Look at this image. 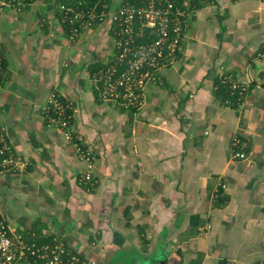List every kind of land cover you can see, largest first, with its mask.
Returning <instances> with one entry per match:
<instances>
[{
	"label": "crops",
	"instance_id": "crops-1",
	"mask_svg": "<svg viewBox=\"0 0 264 264\" xmlns=\"http://www.w3.org/2000/svg\"><path fill=\"white\" fill-rule=\"evenodd\" d=\"M68 35L53 1L0 10V126L25 162L0 173L9 227L26 241L61 239L98 264L264 260V0L201 3L136 112L93 88L90 68L111 53L107 24ZM215 79L241 85L235 107L214 96ZM53 91L93 148L91 189L42 112ZM234 136L244 158L230 157Z\"/></svg>",
	"mask_w": 264,
	"mask_h": 264
},
{
	"label": "built area",
	"instance_id": "built-area-1",
	"mask_svg": "<svg viewBox=\"0 0 264 264\" xmlns=\"http://www.w3.org/2000/svg\"><path fill=\"white\" fill-rule=\"evenodd\" d=\"M27 3L26 0H0V10L21 8ZM196 8L191 0H118L116 4L112 0H94L92 4L78 0L74 5H59L57 11L71 39L94 23L107 24L112 38L111 53L98 69L90 72L93 88L98 100L136 112L145 101L147 87L158 82L160 70L176 61L186 20ZM3 79L4 59L0 49V90ZM240 86L230 85L232 90ZM68 108L67 102L53 91L42 112L49 123L62 131L64 140L73 146L83 162L85 169L79 180L88 190L93 184V148L73 130ZM232 145L236 148L231 150L230 157L244 158L235 136ZM24 166L7 131L0 126V173L16 174ZM0 264H98V261L69 249L58 238L43 243L26 241L9 227L0 211ZM256 264H264V260Z\"/></svg>",
	"mask_w": 264,
	"mask_h": 264
},
{
	"label": "trees",
	"instance_id": "trees-1",
	"mask_svg": "<svg viewBox=\"0 0 264 264\" xmlns=\"http://www.w3.org/2000/svg\"><path fill=\"white\" fill-rule=\"evenodd\" d=\"M29 4L30 2H32L33 0H26ZM48 1H53V5H56L57 8L59 5L64 4L66 5H74L78 0H48ZM193 5H196V7H199L201 2H199L198 0H191ZM86 2L88 4H92L94 2V0H86ZM26 4V5H27ZM203 4V3H202ZM24 7V6H23ZM97 23H94L93 25H96ZM62 25L64 26L66 33H68V28L67 25L62 22ZM100 66L99 64L91 67V71L98 69ZM157 83V82H156ZM214 85H215V90H214V96L222 103H225L227 105H230L231 107H235L238 103H239V91L236 90H232L230 87V84L222 81L220 79H215L214 80ZM69 113H71V110L68 109L67 110ZM217 199L215 201V205L219 206L222 205L225 201H226V197H224V195L222 194L221 189L218 190L217 193Z\"/></svg>",
	"mask_w": 264,
	"mask_h": 264
},
{
	"label": "water",
	"instance_id": "water-1",
	"mask_svg": "<svg viewBox=\"0 0 264 264\" xmlns=\"http://www.w3.org/2000/svg\"><path fill=\"white\" fill-rule=\"evenodd\" d=\"M152 264V263H151Z\"/></svg>",
	"mask_w": 264,
	"mask_h": 264
}]
</instances>
